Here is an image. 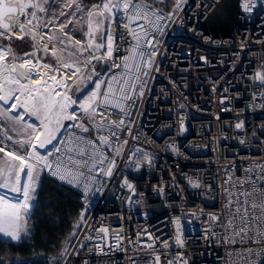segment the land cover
Segmentation results:
<instances>
[{"label":"built area","instance_id":"1","mask_svg":"<svg viewBox=\"0 0 264 264\" xmlns=\"http://www.w3.org/2000/svg\"><path fill=\"white\" fill-rule=\"evenodd\" d=\"M167 1L165 13L173 6V0ZM219 2L185 0L171 20L161 22L162 31L152 33L158 51L142 76L143 95L136 82L125 111L109 110L112 120L123 119L125 125L116 129L111 147L101 146L107 160L91 173L95 180L89 192L45 171L79 195V226L63 264H157L156 256L159 264H242L246 248L264 249V243L251 239H225L231 236L225 225L232 214L225 205L235 199L225 189L248 188L236 181L250 175L245 171L250 166L264 165V95H259L264 83L254 79L264 71V0H238L229 36H214L203 27ZM245 2L251 11L243 9ZM122 24H113L111 31H123ZM127 54L125 45L119 55ZM116 55L113 60L121 63ZM99 63L92 62L96 72L108 73L107 67L97 69ZM114 71L118 76L124 72ZM135 75L133 68L128 78ZM120 146L117 155L113 149ZM113 160L112 175H104L100 169ZM177 220L183 246L175 243Z\"/></svg>","mask_w":264,"mask_h":264},{"label":"snow or ice","instance_id":"2","mask_svg":"<svg viewBox=\"0 0 264 264\" xmlns=\"http://www.w3.org/2000/svg\"><path fill=\"white\" fill-rule=\"evenodd\" d=\"M184 3L185 0H173L171 10L165 13L163 8L158 7L165 4V0H99L91 6L84 5L82 0H63L61 10L53 12L52 8L60 5L61 0H0V37L12 39L13 28H18L22 35L17 39L30 36L37 41L34 47L38 49L42 45L44 53L54 57L56 63V67L41 64L38 57L35 62L26 58L23 63H15L17 58L11 54V49L0 45V121L8 122L11 130L20 136V139L13 141L7 130L0 128L5 140L18 145L15 151L6 150V145L0 146V154H3L0 156V188L10 189L22 196L15 203L0 196V234L19 241L22 233H27L24 214L31 206L30 201L44 171L70 185L82 186L85 193L90 191V184L95 180L91 173L97 164L103 165L107 160L101 146L111 147V138L117 137L116 129L125 125L123 119L112 120L109 110L117 108L125 111L124 102L131 99L137 89L136 82H141L139 94L143 95L142 76H147L146 70L151 68L158 51L152 33L162 31L161 22L171 20ZM242 7L245 11L252 10L248 2L243 3ZM38 12L48 13L51 18L43 21L38 17ZM77 13H80L78 18ZM21 17L25 22H20ZM61 17H64L63 21H60ZM57 21H60L58 25ZM121 21L123 31L113 33V24L119 26ZM41 25L44 28L51 26L55 31L42 36L37 31ZM69 25L83 32L84 39H75L69 31H65ZM45 36L49 42L55 41L62 47L54 45L49 50L48 44L43 43ZM117 36L120 43H116ZM125 45L128 46V54L121 56L119 53ZM102 49L103 53L96 55ZM114 53L121 63L113 60ZM10 56L11 64L8 62ZM25 57H36V52L26 53ZM93 61H103L108 73L96 72ZM89 65L92 67L88 68ZM41 67L47 71L33 84L31 76H41ZM133 68L139 75L130 80L128 76ZM61 69L65 71L61 72ZM85 69L87 75L84 74ZM119 69L124 72L118 76L114 70ZM102 75H107L108 79L102 80ZM70 79L77 92L86 82L93 85L82 101L74 100L69 95L73 86L68 83ZM254 79L264 83V71L256 72ZM66 121L69 123L65 124ZM236 127L241 128L243 124ZM105 129L107 135L103 134ZM94 132L96 136H93ZM123 143L127 144V141ZM3 144L4 141L0 140V145ZM113 150L119 155L123 149L120 146ZM114 166L113 160L111 166L100 171L110 177ZM245 171L250 175L244 180H237L236 185L243 188L247 184L248 188L237 193L225 189L229 197L235 196V199L229 198L225 205V211L232 213L225 225L226 229L231 230V236L225 239L236 243V237H239L241 242L251 239L253 243L261 244L264 243V165L250 166ZM22 177L25 178L23 182ZM230 180L229 176L225 183ZM124 183L133 189L127 179ZM193 187L199 185L194 183ZM211 219L219 221L220 217L212 216ZM237 219L239 225L233 223ZM76 226H79V222ZM176 228L178 235L175 243L183 246L179 220L176 221ZM100 231L107 233L108 230L101 228ZM71 235L75 236V232ZM168 246L165 242L164 247ZM147 247L151 248L152 244ZM244 251L246 255L242 258V264H264V249L246 248ZM98 254H104L102 248ZM253 256L256 259H252ZM53 259L59 264L58 259ZM159 260L160 257L156 256L157 264Z\"/></svg>","mask_w":264,"mask_h":264},{"label":"trees","instance_id":"3","mask_svg":"<svg viewBox=\"0 0 264 264\" xmlns=\"http://www.w3.org/2000/svg\"><path fill=\"white\" fill-rule=\"evenodd\" d=\"M84 5L91 6L95 0H82ZM167 5V7L165 6ZM158 5L168 8V1ZM238 14V0H220L203 24L206 32L214 36L232 35ZM74 27V26H73ZM71 28L69 34L81 37V31ZM85 30V29H84ZM37 42L30 39H10L5 48L11 49L19 62L26 53L36 52V57H29L36 61L38 57L42 62L56 67L55 58L45 54L43 49L34 47ZM9 60L12 61L11 56ZM106 66L99 63L97 69L105 70ZM0 128L6 129L13 141L20 136L12 134L11 125L0 121ZM2 135V134H1ZM3 136V135H2ZM4 137V136H3ZM2 139V138H1ZM8 150L15 151L18 145L7 141ZM23 155V152H20ZM80 202L78 193L70 187L58 182L46 173L39 179L34 199L26 217L27 233L19 241H11L0 237V264H63L76 232V223L79 216ZM67 249L65 252L64 250Z\"/></svg>","mask_w":264,"mask_h":264},{"label":"rangeland","instance_id":"4","mask_svg":"<svg viewBox=\"0 0 264 264\" xmlns=\"http://www.w3.org/2000/svg\"><path fill=\"white\" fill-rule=\"evenodd\" d=\"M62 2H63V0H61V4L60 5H58V6H56V7H53L52 8V11L53 12H58V11H60L61 10V7H62ZM99 2V0H95V3H93V4H96V3H98ZM92 4V5H93ZM47 7V6H46ZM29 11H31V10H29ZM38 17L41 19V20H43V21H47L48 19H50L51 17L49 16V14L48 13H39L38 12ZM80 16V13H77V18ZM70 19H71V17H70ZM64 20V17H61L60 18V21H63ZM60 21H57V25L60 23ZM20 22H25L24 21V18L23 17H21L20 18ZM28 27H31V26H28ZM28 27H26V29H25V31L27 32L28 31ZM73 27V25H69V28L68 29H66L65 31H70L71 30V28ZM105 29L107 28V22H105ZM74 28V27H73ZM87 29H86V27H85V31H86ZM37 31L39 32V34L40 35H45V33H48V34H52V32H54L55 31V29L54 28H52L51 26H50V28H44L42 25L37 29ZM11 35H12V37L13 38H16V37H18V36H21L22 35V33L19 31V29L18 28H13V31H12V33H11ZM71 35V34H70ZM75 39H80V40H83L84 39V37H83V33H82V35H81V37H75L74 35H72ZM25 38H27V39H30V40H32V38L30 37V36H25ZM32 41H34V40H32ZM35 42H37V41H35ZM98 42H102V41H98ZM43 43H47L48 44V48H49V50H51L52 48H53V46L55 45L56 47H62L61 45H58V44H56V42L55 41H53V42H49L48 40H47V36H45V39H44V41H43ZM10 44V39H7L6 37H0V45H2V46H7V45H9ZM39 48H41V49H43V47H42V45H40L39 46ZM103 53V49L102 50H100V52H97L96 53V55H101ZM85 55H87V53H85ZM26 58H29V57H25V55L24 56H22L21 57V60L18 62V63H23L24 62V59H26ZM31 59V58H30ZM82 59H83V57H82ZM33 60V59H32ZM9 63L11 62V60H9L8 61ZM33 62H35V60H33ZM40 62H41V64H46V63H44V62H42L41 60H40ZM101 63V65H105V63L103 62H100ZM42 68V67H41ZM40 68V71H41V77H42V75H43V73L45 72V71H47L46 69H44V68H42L41 69ZM63 71H65L64 69H61V72H63ZM101 72L102 71H104V69H101L100 70ZM84 74L85 75H87L88 74V71L85 69L84 70ZM52 75H56L55 73H52ZM41 79V78H40ZM93 79H95V77H93ZM31 82L33 83V84H35L36 83V81H33V80H31ZM68 83L69 84H71V85H73L72 86V91L69 93V95H71L72 96V98L74 99V100H83L85 97H86V95L92 90V87H93V85L91 84V82H86L85 84H83V85H81V91L80 92H77L76 90H75V85L73 84V80L72 79H70L69 81H68ZM10 103H11V101H10ZM74 107H78V105L77 106H74ZM26 119H29L28 117H26ZM31 120H34V118H30ZM67 123H69V122H65V124H67ZM62 132H63V130H62ZM16 132H13L12 131V134H15ZM10 136H11V134H10ZM2 138V139H1ZM4 137L0 134V140H3L4 141V139H3ZM7 146L6 147V150H8V144L7 143H5V141H4V144L3 145H0V146ZM42 153L44 152V150L43 149H41L40 150ZM3 154H0V156H2ZM43 173H46L45 171L44 172H42L41 173V175L43 174ZM41 175H40V177H41ZM24 179L25 178H23L22 177V182L24 181ZM39 182V181H38ZM37 185H38V183H37ZM36 188H37V186H36ZM0 196H5L7 199H9V200H11L13 203H15V202H17L18 200H20V199H22V196L20 195V194H17V193H13V192H11L10 191V189H6V188H0ZM33 199H34V194H33ZM33 199L30 201V205L32 204V201H33ZM31 207V206H30ZM30 209V208H29ZM28 209V210H29ZM27 214H28V211H27V213H25L24 214V217H25V220H26V217H27ZM24 236V233H22V237ZM0 237L1 238H3V239H7V240H11L10 238H8V237H4L3 236V234H0ZM11 241H13V240H11Z\"/></svg>","mask_w":264,"mask_h":264},{"label":"bare ground","instance_id":"5","mask_svg":"<svg viewBox=\"0 0 264 264\" xmlns=\"http://www.w3.org/2000/svg\"><path fill=\"white\" fill-rule=\"evenodd\" d=\"M41 69H42V68H41ZM39 72L41 73L40 69H39ZM40 78H41V76H37V75H35V74H33V75L31 76V80L36 81V82H37V80H39Z\"/></svg>","mask_w":264,"mask_h":264},{"label":"water","instance_id":"6","mask_svg":"<svg viewBox=\"0 0 264 264\" xmlns=\"http://www.w3.org/2000/svg\"><path fill=\"white\" fill-rule=\"evenodd\" d=\"M13 63V61H11L9 64ZM15 63H18L17 61H15Z\"/></svg>","mask_w":264,"mask_h":264}]
</instances>
